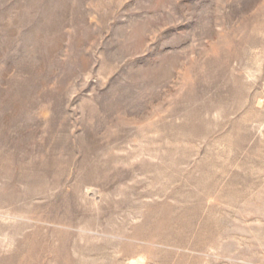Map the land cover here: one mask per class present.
I'll return each mask as SVG.
<instances>
[{
	"label": "rangeland",
	"instance_id": "obj_1",
	"mask_svg": "<svg viewBox=\"0 0 264 264\" xmlns=\"http://www.w3.org/2000/svg\"><path fill=\"white\" fill-rule=\"evenodd\" d=\"M0 264H264V0H0Z\"/></svg>",
	"mask_w": 264,
	"mask_h": 264
}]
</instances>
